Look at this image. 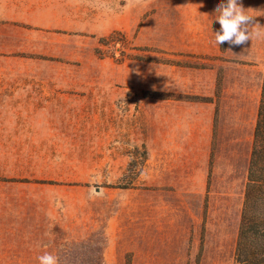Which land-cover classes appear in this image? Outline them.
I'll return each instance as SVG.
<instances>
[{
    "label": "rangeland",
    "instance_id": "374dc122",
    "mask_svg": "<svg viewBox=\"0 0 264 264\" xmlns=\"http://www.w3.org/2000/svg\"><path fill=\"white\" fill-rule=\"evenodd\" d=\"M221 2L47 0V28L38 35L3 24L6 27L0 32L8 35L0 36V68H6L9 77L93 80L96 98H110L112 108L109 116L100 112L98 117L81 120L87 142L97 148L105 143V131H110V166L103 165V152L96 150L93 166H88L93 162L89 157L85 166L56 159L50 171L44 168L52 174L90 177L87 183L61 184L77 205L69 203L67 215L55 216L42 230H34L32 223L31 229L18 232L16 242L23 236L30 244H18L13 255L0 256V264H39L38 257L45 252L56 255L59 264H236L248 178L228 175L226 160L207 178L205 195L185 193L184 198H176L164 191L159 194L158 210L150 209L153 106L159 102L161 111L168 102L213 101L164 89L175 85L187 89L194 80L189 70L212 65L216 56L179 50H189V41L198 34L214 31L219 15L215 9ZM240 3L255 16L253 22L264 27V0ZM115 32L102 45L100 40ZM230 46L222 43L218 54L216 92L224 110L230 104L223 95L254 96L260 75L243 65L264 58V39ZM185 71V80L176 81ZM32 163L17 166L16 173H40L42 168ZM85 196L94 199L80 206Z\"/></svg>",
    "mask_w": 264,
    "mask_h": 264
},
{
    "label": "crops",
    "instance_id": "0c3cea01",
    "mask_svg": "<svg viewBox=\"0 0 264 264\" xmlns=\"http://www.w3.org/2000/svg\"><path fill=\"white\" fill-rule=\"evenodd\" d=\"M47 0H0V28L15 24L19 32L38 35L47 28L44 9ZM200 33L189 41V50L183 53L216 56L210 68L189 70L193 83L167 87L164 92L189 93L213 101L168 102L159 111V102L153 106L150 142V209L159 208V194L171 192L176 198L185 193L205 195L207 178L213 175L219 162L226 160L225 172L248 178L254 134L264 82V58L249 59L244 67L255 69L260 75L251 98L239 93L223 95L230 104L224 110L218 105V54L214 34L220 30ZM0 32V36H7ZM191 42V43H190ZM228 48L231 46L226 43ZM0 52L3 50L0 49ZM261 59V58H259ZM238 65V64H237ZM6 68H0V256L14 254L19 245L30 244L18 232L42 230L53 223L55 216L69 211L74 200L63 190V183H87L88 174H52L47 170L55 160L73 166H85L93 152L102 150L103 165L110 166L111 134L105 131L106 140L97 148L89 144L86 126L81 120L93 119L102 113L110 115V98H96L93 80L61 77H9ZM185 74L176 81H184ZM177 73L175 74V77ZM159 91V89H157ZM155 103V102H154ZM249 106V109L247 107ZM29 160L40 173H16L17 166ZM94 161L88 165L93 166ZM66 167V165H62ZM46 168V169H44ZM142 178V176L140 177ZM80 188L82 186H76ZM75 191V190H74ZM86 193L84 190H77ZM246 191V190H245ZM50 193L53 195H46ZM170 195V194H167ZM105 198V196H104ZM94 197H84L80 206ZM245 201V194H244ZM47 207L50 208L49 215ZM59 207H62L59 209ZM65 207V208H64Z\"/></svg>",
    "mask_w": 264,
    "mask_h": 264
},
{
    "label": "trees",
    "instance_id": "16d2710c",
    "mask_svg": "<svg viewBox=\"0 0 264 264\" xmlns=\"http://www.w3.org/2000/svg\"><path fill=\"white\" fill-rule=\"evenodd\" d=\"M115 34L118 33L102 38L100 40L102 45H105ZM97 51L102 57L99 48ZM235 262L236 264H264V82L235 250Z\"/></svg>",
    "mask_w": 264,
    "mask_h": 264
},
{
    "label": "clouds",
    "instance_id": "9594fccd",
    "mask_svg": "<svg viewBox=\"0 0 264 264\" xmlns=\"http://www.w3.org/2000/svg\"><path fill=\"white\" fill-rule=\"evenodd\" d=\"M240 0H222L215 11L219 15L216 20L220 24V30L214 34L215 43L220 45L228 43L232 46H242L254 39H264V27L258 22H253V15L249 14ZM39 264H59V258L45 252L38 257Z\"/></svg>",
    "mask_w": 264,
    "mask_h": 264
},
{
    "label": "water",
    "instance_id": "95a60500",
    "mask_svg": "<svg viewBox=\"0 0 264 264\" xmlns=\"http://www.w3.org/2000/svg\"><path fill=\"white\" fill-rule=\"evenodd\" d=\"M97 190L99 191L100 189H99V188H97Z\"/></svg>",
    "mask_w": 264,
    "mask_h": 264
}]
</instances>
